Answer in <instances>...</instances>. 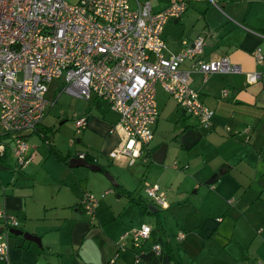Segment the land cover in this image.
Segmentation results:
<instances>
[{
	"label": "crops",
	"instance_id": "obj_1",
	"mask_svg": "<svg viewBox=\"0 0 264 264\" xmlns=\"http://www.w3.org/2000/svg\"><path fill=\"white\" fill-rule=\"evenodd\" d=\"M147 1L154 12H160L175 0ZM214 2L219 7L209 0H190L182 17L170 19L163 30L166 56L182 52L183 40L193 42L202 36L204 61L227 56L243 71L207 76L191 73L190 85L200 92L204 105L214 111L209 127H199L198 119L186 114L158 85L174 101L173 113L178 112L179 117L173 124L176 136L188 124L202 133L198 143L186 151L194 163L192 175L188 177L193 194L189 196L180 188L170 193L163 189L168 213L163 219L158 215L154 218L152 215L159 210L150 209L152 203L143 206L141 200L131 201L117 195L104 173L84 167L72 168L52 156L49 148L39 157L41 164H35L40 143L31 142H38L39 138L44 141L43 121L40 132L28 137L31 162L19 172H14V166L12 172L16 176L6 185L0 180V227L5 229L4 215L12 216L19 222L16 229L37 236L41 244L10 233L4 264H148L145 260L135 263V256L150 253L157 242L168 243L184 264L264 262V79L248 77L255 71L264 74V62L258 64L253 54L260 47L264 55V0ZM190 66L187 61L182 69ZM225 89L227 95L223 94ZM75 100L81 107L76 112L87 114L86 128L80 134L84 133L88 139L85 148H78L77 152L102 155L98 163L102 168V163L110 161L128 169L143 163L142 159L133 165L125 159H109L107 154L122 141L119 129L111 131L119 120L118 113L108 106L102 116L92 115L91 110L97 109L99 99ZM157 104L159 109L158 90ZM111 111L116 115H111ZM78 142L83 141L78 139ZM162 145L148 146L145 156L153 158ZM67 155H70L69 161L75 157L72 153ZM11 156L1 167L6 166ZM38 168L45 170L41 176L45 179L43 182L39 180L41 177L38 179ZM177 168L181 167L174 166ZM182 168L188 170L190 165ZM219 170L222 175L207 185L206 181ZM106 172L111 174L109 170ZM113 177L116 182L120 181L118 185L131 191L126 187L123 173L121 177ZM85 191L98 199L94 218L81 205ZM142 224H149L153 232L141 248L133 249L131 232ZM179 232L186 233L180 242L176 239Z\"/></svg>",
	"mask_w": 264,
	"mask_h": 264
},
{
	"label": "built area",
	"instance_id": "obj_2",
	"mask_svg": "<svg viewBox=\"0 0 264 264\" xmlns=\"http://www.w3.org/2000/svg\"><path fill=\"white\" fill-rule=\"evenodd\" d=\"M189 1L175 0L167 9L154 12L147 0H0V164L12 155L14 172H19L31 162L27 134L42 125L63 93L83 100L102 99L118 113L111 131L119 129L122 141L107 157L125 159L129 165L148 159L145 153L159 119L158 85L186 114L198 119L199 127L211 126L214 111L190 85L191 73L207 76L243 71L227 56L204 61L202 36L193 42L183 40L182 52L165 55L164 27L170 19L182 17ZM253 54L258 64L264 62L260 47ZM187 61L190 68L182 69ZM248 77L260 80L264 74L255 71ZM61 79L58 98H48L50 82ZM86 122V113L75 114L78 134ZM75 156L98 164L102 155L79 151ZM144 191L155 207L168 208L159 184L148 185ZM97 204L93 193H83L81 205L92 218ZM4 219L6 237L4 232L0 235V263L7 261L9 229L19 224L9 215ZM152 232L149 224L134 229L133 249L141 248ZM185 237V232H179L176 239L180 242ZM151 252L161 256L163 245L155 243ZM141 261L136 254L135 263Z\"/></svg>",
	"mask_w": 264,
	"mask_h": 264
},
{
	"label": "rangeland",
	"instance_id": "obj_3",
	"mask_svg": "<svg viewBox=\"0 0 264 264\" xmlns=\"http://www.w3.org/2000/svg\"><path fill=\"white\" fill-rule=\"evenodd\" d=\"M68 1L75 3L78 0ZM62 82V79L53 80L50 82V91L47 95L48 98H58L60 90L62 89ZM157 90L158 103L160 106L159 109L161 114L159 116L158 125L154 127V136L149 146L151 148H153L156 144H166L168 146L167 156L164 163H157L153 160L152 157L149 156L146 161H143V163L138 162L136 165H134V167L129 169L126 168V166L122 167L119 164H112L111 161L108 164L102 163V166L104 168L111 171L112 176L116 175L121 177V173L124 174V179L125 181H127L126 187H128L132 191V193H135V197H137L138 200H141L143 206H148L150 203H152L144 191L145 186L153 185L155 183L159 184L162 190L164 189L169 193L173 189L178 188H180L184 192H188L189 196L194 192V188L190 189V187L188 186V182L191 181V179H189L188 177L192 175L194 163L186 154V151H188V149L181 147L180 144L174 140L176 133L173 130V124L179 117L178 112L173 113V111L175 110V100L173 101V98H167L166 93L160 86H158ZM91 103L93 102H90V104ZM96 103L97 109L91 110L92 115L102 116L101 114L104 113V110H108V104L102 99H99V101H97ZM165 103H167L168 106L164 107ZM77 108L81 107L80 104L76 102L75 97L67 93H63L57 99V102L51 107L43 123L44 127L47 128L48 131H50L49 140L51 142L53 141L52 148L55 151L63 154V156L64 154L66 156L68 153H72L73 155H75L76 153H78V148H85L88 143V139L86 138L84 133L76 134V128L74 127L75 114H81L76 112ZM110 113L111 115H116L112 111ZM78 139H82L83 142L79 143ZM35 142L40 143V147L35 153L37 154L38 159L36 160V162H33L35 164H41L40 158L43 157L42 154L46 151V149L49 148V146L40 138L38 142L37 140H34L31 143L35 144ZM187 164L190 165V168L188 170L183 169L182 167ZM1 165L2 164H0V180L4 185H6L7 182H11L14 178L15 174L12 172V169L15 166V159L11 156L9 157L6 166L1 167ZM49 165L52 164H48V166ZM177 165L181 168L174 169V166ZM38 170L40 172V176H38L39 179L41 176H44L43 173L45 172V170L43 168H38ZM42 177L39 179L40 182H43V180H45ZM38 179L36 177V180ZM117 182L120 183L119 180H117ZM156 207L159 211L152 216L155 218L156 215H158L159 218L162 219L166 217V214L168 213L167 210L162 207ZM3 235L6 237V231Z\"/></svg>",
	"mask_w": 264,
	"mask_h": 264
},
{
	"label": "water",
	"instance_id": "obj_4",
	"mask_svg": "<svg viewBox=\"0 0 264 264\" xmlns=\"http://www.w3.org/2000/svg\"><path fill=\"white\" fill-rule=\"evenodd\" d=\"M187 127L183 128L182 131L180 132L179 135L175 136L174 140L179 141L181 146H183L186 149L192 148L194 145L198 143V141L202 137V133L200 132L199 128L193 127L192 125L188 124L186 125ZM167 145L163 144L159 150L153 155V159L157 163H164L166 155H167ZM69 166L72 168H78V167H84L88 168L89 170L93 172H101L102 173V167L98 164L91 163L87 160L78 158V157H72L69 161ZM222 171L219 170L217 173H215L210 179L206 181L207 185L213 184L217 181V179L222 175ZM104 175L112 182L113 185H118L117 182L115 181V178L109 173L105 172ZM149 208L152 209L153 211H158L157 207H155L153 204L149 205ZM4 232V228L0 227V235ZM9 232L15 236H23L26 240L29 241H34L38 243L39 245L41 244L40 239L32 235L28 232H23L19 229L16 228H10Z\"/></svg>",
	"mask_w": 264,
	"mask_h": 264
},
{
	"label": "trees",
	"instance_id": "obj_5",
	"mask_svg": "<svg viewBox=\"0 0 264 264\" xmlns=\"http://www.w3.org/2000/svg\"><path fill=\"white\" fill-rule=\"evenodd\" d=\"M179 126V123L177 125V127ZM40 128V127H39ZM39 128L35 131H32L31 133H35V132H40ZM43 130H45L44 133H41L43 136V139L45 142L48 141V146H49V152L52 156H54L55 158H57L60 162L68 165L69 164V158L70 155H66L65 157L60 156L53 148H52V142L49 140V133L50 131H48L47 128L45 127H41ZM30 134H27V136L29 137ZM176 138V137H175ZM174 138V139H175ZM90 161H92L89 158ZM102 173H105L107 170L103 167L102 168ZM114 190L116 191V194L119 196H126L129 200L131 201H137L138 198L135 197V194L132 193V191L127 190L124 186L122 185H113ZM6 228V226H4ZM142 260H145L148 262V264H184L180 259H178L172 252V249L170 247V245L167 243L165 245H163V254L161 256H155L152 252L148 253V254H144L141 256ZM0 264H4V262H1Z\"/></svg>",
	"mask_w": 264,
	"mask_h": 264
}]
</instances>
